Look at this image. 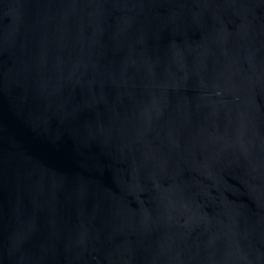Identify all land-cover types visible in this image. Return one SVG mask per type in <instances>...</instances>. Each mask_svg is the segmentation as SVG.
Returning a JSON list of instances; mask_svg holds the SVG:
<instances>
[{"label": "water", "instance_id": "obj_1", "mask_svg": "<svg viewBox=\"0 0 264 264\" xmlns=\"http://www.w3.org/2000/svg\"><path fill=\"white\" fill-rule=\"evenodd\" d=\"M0 264H264V0H0Z\"/></svg>", "mask_w": 264, "mask_h": 264}]
</instances>
